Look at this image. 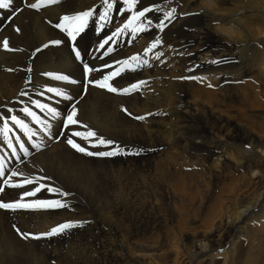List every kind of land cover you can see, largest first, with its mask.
Here are the masks:
<instances>
[{"label": "bare ground", "instance_id": "1", "mask_svg": "<svg viewBox=\"0 0 264 264\" xmlns=\"http://www.w3.org/2000/svg\"><path fill=\"white\" fill-rule=\"evenodd\" d=\"M240 1L139 0L138 10L154 9L144 21L147 24L151 20V25L135 35L125 30L105 49H99V44L131 15L123 0H113L112 20L102 29V0H59L39 10L26 6L37 0H13L9 9H0V128L6 119L11 129L7 140L0 133L4 170L0 201L11 203L39 184L49 186L38 182L12 188L5 184L6 180L22 183L12 172L49 156L55 171L70 174L68 157L53 152L80 154L67 144L62 133L70 135L88 128L120 142L129 140L136 128L145 134L135 138L143 140L165 129L170 134L168 139L147 150L149 167L159 158L180 159L181 169L198 168L194 194H187L184 175L175 174L162 195L166 201L180 196L193 204L195 212L185 219L157 220L158 215L165 216L164 209L152 205L144 213L130 201L117 200L113 202V220L103 205L114 200L117 193L130 199L136 190L130 188L123 174L103 164L101 169L107 172L88 202L87 194H81L79 205L68 195L42 190L25 202L60 199L68 207L0 208V264H264V9L253 0L243 6V11ZM173 8L175 18L166 20V27L160 31L164 12ZM89 9H95L96 14L76 42L55 27L64 15ZM194 16L200 17L194 22L205 30H191ZM166 37V42L144 54L155 39ZM4 40L8 48L3 46ZM55 40L61 43L52 44ZM74 43L81 51L80 61L74 57ZM108 47L114 50L103 56ZM157 53H162L159 59ZM133 55L148 64L134 71L126 69L111 83L123 89L145 81L138 91L111 93L89 83L120 67L115 60ZM85 62L99 71L86 75ZM105 63L113 67L105 68ZM47 73L67 75L69 80L56 81ZM48 87L60 88L71 99L47 92ZM36 100L56 108L61 115L53 119L35 106ZM73 106L78 110L76 118L88 128L63 127ZM25 107L50 127L46 129L45 123L26 116L22 111ZM12 115L23 119L35 135L29 138L15 126ZM136 116L146 119L137 120ZM20 143L28 149L27 155ZM87 143L92 147L95 140ZM92 148L94 152L112 151L108 146ZM79 188L90 191L84 179ZM183 211L187 213V207ZM67 221L80 225L51 238L21 235L45 233Z\"/></svg>", "mask_w": 264, "mask_h": 264}, {"label": "snow or ice", "instance_id": "2", "mask_svg": "<svg viewBox=\"0 0 264 264\" xmlns=\"http://www.w3.org/2000/svg\"><path fill=\"white\" fill-rule=\"evenodd\" d=\"M59 0H37L36 3H27L26 6L32 9L39 10V8L58 3ZM124 4L128 6V12H131V15L128 16L125 23H123L122 27H117L115 31L111 33V35L107 36L100 44L99 49H105L106 45H109L110 41H113V39L120 34L124 33L125 30H130L133 35L137 33H143L147 30L148 26L151 25L152 21L147 20V24L144 22L146 17V14L153 12V7H144L142 10H138V2L139 0H123ZM13 3V0H0V9H9L11 4ZM102 6H103V12L99 14V20L103 21L100 25V28H104L108 23L111 22L112 17L110 13L113 10L114 2L113 0H102ZM156 11H159L160 9L157 7L155 8ZM175 8H173L171 11L164 12L163 19L159 22V29L160 31H163L166 27L165 21L171 20L175 18ZM96 14L95 9H89L83 12L76 13L75 15H64L60 22L55 25L56 28H59L62 32H66L67 36L70 38L72 42H76L77 38L81 35V33H84L85 29L89 25L90 19L94 17ZM19 31V29H17ZM52 44L59 45L61 43L60 40L51 41ZM162 44V40L160 38L155 39L150 47L145 49V55H147L149 52H151L153 49L157 48ZM3 46L5 48H8V41H3ZM45 47H48V45H45ZM114 49L112 47H108L104 52L103 56H107L110 54ZM39 51V49H37ZM73 52L74 57L77 61H80L82 59L81 57V51L75 46H73ZM160 55L162 53H157L156 58L159 59ZM117 64L120 65V67L116 68L115 71L110 72L108 75L103 76L102 80H90L89 83H94L96 87H99L101 89H106L108 92L111 93H118V94H130L133 92H136L140 89L141 85L145 83V81H139L138 83H134L130 85L129 87H125L123 89H119L111 83V81L115 77H119L121 73H123L126 69L135 70L138 67H141L143 65H147V60H141L138 55H133L129 59H125L122 61H117ZM150 66V65H149ZM105 68H112L113 65L104 64ZM83 69L84 73L87 75L89 73H92L94 71H99V69H95L93 67H90L86 62L83 63ZM47 75L51 76L56 81H68L69 76L67 75H61V74H52L47 73ZM181 79H195V77H182ZM73 83L75 81H72ZM47 92L54 93L57 97H63L64 99H71L70 96H68L65 91L61 90L60 88L55 87H48ZM21 95H26V93H21ZM43 95V93H41ZM35 106L39 108L41 111H46L49 113L53 119H56L61 114L56 110L54 107H50L48 104L41 103L39 100L33 101ZM11 111V110H9ZM22 111L26 114V116L31 117L34 121L37 123H45L40 120V118L37 116V114L31 110V108L25 107L22 109ZM127 111V109H125ZM129 115H132L131 113H128ZM78 115V110L75 106L72 107V110L67 114L66 118L63 120V127L65 129H68L69 126H81L84 128H88L87 125H82L81 122L76 118ZM151 115V114H149ZM2 118V117H0ZM137 120H145V116H136L134 117ZM12 123L17 126L19 129H21L26 135L31 138L35 135V132L29 128L28 124L25 123L23 119H20L16 115H12L10 117ZM50 127V125L46 124V129ZM11 131V129L8 126V122L5 119L3 128H0V133L3 134L4 138L8 139V134ZM62 135H65L67 137L66 142L68 145H70L73 149H75L77 152L84 153L88 156H99V157H109V156H115L123 151V149H120L118 146L115 145V142L112 140H107L104 137L98 136L97 133L90 128H88L87 131L81 132V131H72L70 135L67 133H62ZM73 137H79L82 140L91 142L92 140H95V143L92 144V147H100V146H110L112 147V151H89L86 147L82 146L80 143H77ZM19 140V137L16 138ZM9 147L12 146L11 140H8ZM34 147L39 149L38 144H34ZM20 149L24 152L25 155L28 154V149L25 148L23 143H20ZM13 153H15V149L13 148ZM138 154V153H137ZM4 175L3 170V164L0 162V176ZM12 176H18L23 175V173L13 171ZM37 181L35 178L29 179L25 178L22 183H9V181H5V184H7L9 187L12 188H24L25 185H33L36 184ZM42 190H46L51 193H58L62 196L68 195V193H63L59 188L50 187L45 184H39L38 186L34 187L32 190H26L23 192L19 200H16L11 203H5L3 201H0V208L2 209H59V208H66L68 205L63 202L60 199H34L28 202H25V198L29 197H36L38 193H40ZM4 192V188L0 187V193ZM80 225V222H73V221H67L64 223H61L57 225L56 227H53L50 231L41 233L38 235H32L28 233H21V235L25 238H28L29 235L32 236L33 239H41V238H51L53 236L63 234L66 230L76 228ZM19 231V230H17Z\"/></svg>", "mask_w": 264, "mask_h": 264}, {"label": "rangeland", "instance_id": "3", "mask_svg": "<svg viewBox=\"0 0 264 264\" xmlns=\"http://www.w3.org/2000/svg\"><path fill=\"white\" fill-rule=\"evenodd\" d=\"M252 1L253 0H241L239 5L244 11L243 6H249ZM254 1L260 2L262 5L261 9H264V0ZM250 9L251 8H248L246 10L247 12L249 11L248 13L245 11L247 14L250 13L249 16L252 13ZM249 16L247 15V17ZM250 17L249 19L251 21L252 17ZM199 18L200 17L195 16L191 18V30L198 32L200 30L206 29L201 27V24L194 22ZM161 40L162 42H166L167 37L162 38ZM190 44L194 47L196 46L194 40H191ZM109 131L111 132L112 130ZM143 134L145 133H143L141 129L136 128L133 136H131L129 140L120 142L114 141L113 136L107 135L102 131L98 136L114 141L115 145L120 149H123V151L115 156L96 157L88 156L84 153L76 154L68 152L65 154L62 152V150H55L53 153H60V157L64 158V156H67L70 160V174H63L55 171L49 162V156L42 162H34L29 165V167L23 168L20 171V173H23V175H18V177L22 181L25 178H35L37 183H48L50 187L59 188L63 193H68V196L73 198L80 205V197L82 193L88 195V202L90 195L93 193V196L94 192L99 188V180L102 177V174L107 172L106 170L101 169L103 164L106 167L109 166L115 173L123 174L125 180L131 183L130 188L136 190L135 196L131 197L130 199H128L126 195L121 196L117 193L114 200H108L105 204L106 206L103 205L111 214L113 220L115 218L113 213V202L117 200L130 201L132 204H136V206L141 208L144 213L152 205H154L157 209H164L166 211L165 216L158 215L157 220L174 221L178 219H185L188 216H191L195 211L193 210V204L187 199L177 196L170 201H166L162 198V195L169 187V183L174 178L175 174L184 175L183 177L189 188L187 194H194L198 186V168L191 167L187 169H181L178 167V163L181 162L180 159L162 160L159 158H154L153 165L150 168L148 165L149 155L147 150L156 146L159 142L167 140L170 134L167 133L165 129H162L159 130L155 137L151 138L150 140L135 138L136 136L139 137ZM76 141L82 146L86 147L89 151L94 152L95 148L90 147L87 141L82 139H78ZM108 147V149L113 150L112 147ZM82 179H84L90 187L89 192H85L79 188V182ZM141 184L146 187L143 188ZM184 207H187V213L183 211Z\"/></svg>", "mask_w": 264, "mask_h": 264}]
</instances>
